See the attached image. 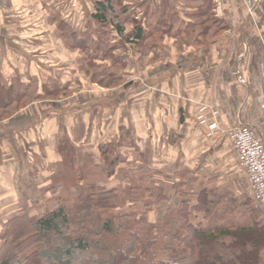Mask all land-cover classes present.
<instances>
[{"label":"crops","instance_id":"0c3cea01","mask_svg":"<svg viewBox=\"0 0 264 264\" xmlns=\"http://www.w3.org/2000/svg\"><path fill=\"white\" fill-rule=\"evenodd\" d=\"M96 1L0 0V87L30 88L39 97L0 120V235L13 218L40 215L33 207L36 194L43 196L46 214L59 205L68 184V149L82 174L89 165L102 168L99 148L114 143L124 158L122 174L105 180L106 186L117 176L126 181L137 168L165 171L188 149L220 139L207 138L197 121L203 106L206 119L211 109L218 112L221 128L245 123L264 130V0H212L224 30L202 46L164 35L146 52L132 44L113 50L125 67L118 72L122 82L112 88L88 79L80 54L62 36L81 38L97 29L91 18ZM164 1L183 23L192 22L187 14L195 5ZM161 2L129 0L125 16L150 19ZM246 3L254 9L252 19ZM118 40L114 33L109 37L112 46ZM22 196L30 198L19 214Z\"/></svg>","mask_w":264,"mask_h":264},{"label":"trees","instance_id":"16d2710c","mask_svg":"<svg viewBox=\"0 0 264 264\" xmlns=\"http://www.w3.org/2000/svg\"><path fill=\"white\" fill-rule=\"evenodd\" d=\"M128 1L97 0L91 16L97 29L81 38L62 35L68 49L80 54L79 68L104 88L122 82L118 72L125 63L113 50H127L126 45L132 44L134 51L146 52L158 46L164 35L202 46L224 30L212 12V0L185 1L196 8L187 14L191 23H183L164 0L150 19L137 22L125 16ZM112 33L119 37L115 46L109 43ZM51 91L46 94H58ZM38 98L30 88L0 87V120ZM68 154L64 164L69 185L59 205L42 217L22 215L7 222L0 264H206V259L209 264H262L264 225H208L221 202L212 192L191 193V201L183 199L176 208H167L163 223L149 222L158 204L168 201L165 190L155 183L154 176L162 177L161 173L149 175L137 168L122 188H108L104 181L122 174L118 169L122 155L114 143L99 148L102 168L89 165L82 174L73 164L76 155ZM70 180L74 185L70 186ZM72 189L75 193H70ZM117 210L123 212L98 219L100 213Z\"/></svg>","mask_w":264,"mask_h":264},{"label":"rangeland","instance_id":"374dc122","mask_svg":"<svg viewBox=\"0 0 264 264\" xmlns=\"http://www.w3.org/2000/svg\"><path fill=\"white\" fill-rule=\"evenodd\" d=\"M197 147L192 152L188 149V152H185L187 155L179 156L176 165H172L168 169L164 168L165 171L146 172L149 175L162 174V177L154 176L155 183L165 190L164 194L168 198V201L158 204V207L150 214L148 221L163 223L169 206L175 205L176 208L183 199L190 200L191 193L205 190L212 192V195L221 199L220 204L208 219V225L222 224L246 227L255 222L264 225V213L256 207L251 199L245 175L235 160L234 152L227 138L208 140L202 146L198 145ZM122 159L124 158L121 157ZM121 179L123 178L117 176L113 182H109L106 186L108 188H122L126 181ZM172 187L173 190H171ZM29 198V196H22L21 200L19 198V206L22 211L19 214L25 212L23 207L26 206L25 201ZM34 198L38 201L33 206L35 213L40 214L39 216H45L46 202H44L43 196L36 194ZM122 212V210H117L108 215L100 213L98 219H105L113 214L119 216ZM29 215L33 214L30 213ZM2 235H0V242ZM123 246L126 245L123 244ZM261 259L262 264H264V250ZM205 261L206 264H209L207 259Z\"/></svg>","mask_w":264,"mask_h":264},{"label":"built area","instance_id":"2783aa9c","mask_svg":"<svg viewBox=\"0 0 264 264\" xmlns=\"http://www.w3.org/2000/svg\"><path fill=\"white\" fill-rule=\"evenodd\" d=\"M254 9L246 3L248 19L253 18ZM264 110V105L261 106ZM207 108L198 110L197 121L206 128V137H226L231 142L235 160L243 171L256 207L264 213V131L259 132L252 124L241 123L229 128L218 124V112L211 109V120L205 118Z\"/></svg>","mask_w":264,"mask_h":264}]
</instances>
